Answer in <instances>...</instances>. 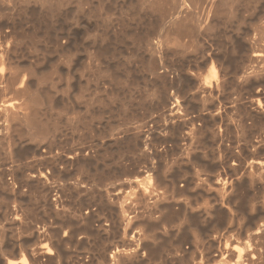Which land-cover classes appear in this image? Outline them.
<instances>
[{"label":"bare ground","instance_id":"1","mask_svg":"<svg viewBox=\"0 0 264 264\" xmlns=\"http://www.w3.org/2000/svg\"><path fill=\"white\" fill-rule=\"evenodd\" d=\"M86 1L87 0H76L74 4L76 9L80 12V15L82 16V18L88 17L87 15L88 13L91 14L93 12L99 11V8H100L99 5L98 6L88 5V7H86L84 5L88 3ZM261 1L263 3L262 6L264 7V0H136L135 5H138L139 7H141V9L144 8L146 9V11L148 10L151 13H153L155 15L154 22H156V24L160 25L163 28V31H162L163 35H162L161 41H159L158 44H155L153 42V39H152L153 37H150L151 34L149 33H148L149 35L148 34L146 36L144 35L145 37L139 34V36L144 37L142 39H140V37H137L138 35H136L135 37L139 39L140 42L143 43L142 44L138 41L139 48L141 45H145V47L148 49L146 50L149 51L150 56L149 57L147 56L148 58L146 57L145 60H143L145 61V65L147 68L146 70L150 71L152 74L153 73L156 74L155 76H157V78L160 81V84H158L159 87L157 89L155 88L154 93H156L155 95L157 97L158 103L160 104V107L162 108L161 117L163 119L162 118L161 119L165 121L167 120V122L162 123L164 125L163 129L168 126L174 129L175 132H178L184 127H187L188 129V132L186 135L187 140L189 138L193 145V142H195L196 140L199 141L200 135L210 130V129L208 130V128H210L208 126L210 122L215 121L217 123L216 120H219V122L224 121L223 117L225 116V114L227 115L228 109H226V106H218V105L216 106L210 103V106L207 104L209 107H204V104L207 103L208 98H210L215 92H219V90L222 87H224L227 83H230L231 80L232 81L234 80V84H235L234 86H236L238 89L237 91L235 87V90L237 91V92L235 91V93L238 94V92H241L242 90L241 88L244 89V86L248 85L249 82H251V85H252V82L254 80L256 82V79L264 78V60L261 59L264 53V24L263 26L261 25L263 36L261 35L262 32H260L261 33L260 37L262 40L260 39L261 42L257 41L259 44L255 42V44L257 43L256 44L258 47V48L256 47L257 49H254L255 46L254 47L252 46L253 43L251 42L253 41H251V39L253 37L251 36L252 37L251 39H247L245 37L246 38L245 43H247L246 45H249L251 47V50H248L249 54L247 55L246 53V55L248 56V59H247L248 62L254 63V61H257V59H259L261 61L263 60L262 63L261 61L259 62L261 65L262 64L263 65L262 66L256 65L257 64L256 62L254 63L255 65H251V67H249L251 69L250 71H246L245 69H243L239 71L240 74L238 72L233 73V76L231 75V77H229V74H228V68L231 62V59L228 57L229 54L227 55V49L229 47H226L225 43L224 45L219 44L220 42L218 43L219 45L216 44V46L214 47L210 43H205L206 45L202 43L200 44V41L202 38H204V36L211 37L214 34L218 36V34L222 32L223 33L222 35H224V38L226 40L228 39V41L229 40L231 41L232 43L231 47L235 48L237 44L235 45V43H233L235 41L234 39L235 37L233 34L234 30H231L229 28L231 31H228L229 29L228 30L226 29V25L228 24V22H235L236 24L243 22V19L245 18L244 17L245 12L249 11V9H251V7L254 6V4L256 5L254 7L259 6L258 4ZM70 2L71 0H0V10L4 12L6 11V13L7 11L8 12L16 11V12L24 13V14L29 13L32 17L36 18V15H37V17L39 18L38 14L45 13V16H51L58 9H60L63 6H66ZM252 17L254 16L252 15ZM147 18L149 20V17ZM70 19L73 20L74 18L73 19L70 18ZM76 19L73 20L74 22L71 21V23H73L74 26L69 25L70 32L71 30H73L74 27L77 28V25L80 24L79 22L80 16L79 18H76ZM259 20H260V17H259ZM37 21L38 22H36V20L34 21V25L32 26L33 31L31 30L32 32L29 34L31 38L37 35V32H39L38 28L40 27V24L42 23L43 20L39 18ZM120 23H122L121 24L122 28L126 27V23L124 22V20H121ZM249 24L251 25V22ZM10 25H8L7 23H2L0 20V83L4 82L8 84L9 86H11L13 89L15 88L14 91H16V94L17 95L21 94L22 97L24 98L23 99L21 98L23 101L20 100L22 102H19V103L15 100L13 101L10 99L0 101V114H2V116L4 115L5 118L7 117L8 119H10L11 121L8 119H5V120L7 122L8 121L11 122L12 124L11 125L8 123L9 125H6L7 124L6 122L5 124L6 126L4 127H7V126L8 127L4 129L6 130L7 134L3 138L7 140V143L13 142V140L15 139L14 134L16 133L15 129L19 128L20 132L21 131L24 132L26 134L25 135L23 133L24 136H28L29 141L31 142V144H33L31 145L32 147H31L30 152H32V155L35 154L36 158H34L35 161L33 165H31L30 168H28L27 170L21 171V173L15 177L14 181L11 178L13 182L12 181L10 182L5 179V176L9 172L13 171V167H11L12 164L10 165V167L0 168V264H91L90 262H87V263L85 262L89 260V258H86L89 255L86 256V254H88L92 248L96 250V253H97L96 255L98 256L100 261H102V263L104 262V264H125L124 262H126V260H129V259L131 261L132 259H134L135 264H149V262H152L153 260H157V259L163 261L162 254L166 252L167 249L164 243L163 244L162 243L156 244L157 242L155 243L157 229L160 228V230L163 229V231L166 230V228L168 227L172 229L171 226L175 224L177 226V224H180V223H182L183 225L184 223L187 224L189 228L188 230H190V233H191L190 234L191 244H189V246H185V243L187 241L186 235L182 237L180 236V238L179 239L177 238L178 240H176L175 242H172V243L170 242L171 244H167L168 246H170V250L167 252H170L173 254V258L170 261L171 264H199L198 262H202V261L198 260L200 258L196 259L195 256L197 253L201 255L200 252H202V246L204 247L205 245L207 246V248L205 249L208 250V254L211 260L209 262L211 264H264V95H263V92L256 91L254 96H249L247 100L245 101L243 100L244 102L241 101L242 100L241 98V100H239L241 102L236 104V106L234 105L236 108H238V110L242 111V117L239 120L237 119V124H234V126L236 125L235 127L236 131L237 133H239L238 135L240 136V139L242 138L243 145L238 148L237 147L235 148V146L234 148H232L229 145L228 146L225 145L223 147L224 151L222 150L221 151L224 152L223 153L224 157H221L222 158L221 159L220 156H218L219 157L218 158L219 160H217L218 163L215 164V162L213 161L215 165L213 168L210 169L211 174H215V170L217 171L218 168L221 169V171L218 170L219 173H216V175H204L205 172H202V175H204L202 177L200 175L201 173H200L199 166L193 167L195 165H193V162H190V160L187 159L188 157V154H187V157H185V155L182 157L183 158L185 157L190 162V164L192 163L193 166L191 167H193V171H192L193 174L191 173L192 174L191 180L185 181V182L183 181L184 182L183 185L180 184L177 177L172 174H171L172 177L169 180L165 181V177H166L165 172H166L167 164L154 165L151 163L149 168L147 169L148 171H145L143 173L145 175L141 174L139 179L137 178L138 177L137 176L135 177L137 179L128 181L126 183L127 187L124 185L125 188H128V189H125L127 191H122V189L115 191V190L107 188L106 184L102 180L104 172H99V171L98 172L96 171V173L94 174L93 179H95V181L92 179L94 181L93 186L88 187L85 185V189H84L80 186L79 182L76 179H74V177L72 178L70 177L69 180L70 179H73V180L72 182L67 181L69 184H67L68 188H66L65 187L66 183H64V180H63V183L62 182L59 183L60 180H62L67 175L69 177V175H71L70 171L73 172L76 170L77 171L85 170V168L89 167L90 162L92 161L91 159L92 158L94 159L95 155L90 152L91 149H89L90 153L83 151L82 146L79 148L78 147L73 148L72 150L69 149L70 151H58V150H54L51 144L46 145L45 143V145H43L40 143V141L41 142L44 141L42 139L45 137V135L48 134L49 131L52 133V130L55 128L54 124L50 123L51 120L49 122H46L45 120L41 119L40 117L41 115L40 116L38 115L39 107L43 105V103L45 104L48 101L49 94L45 89H43V87L41 88V85H40L44 81V76L42 74L41 75L38 74L39 76L37 77L35 75V72L33 73L34 69H32L33 67H30L31 66L30 63H28L29 64L28 66L26 65L27 67L24 66L25 68L19 69V71L17 72L14 71L15 69L12 66L13 64L12 57L14 56L16 44H18L19 41L18 42L16 41L18 35L15 32L16 31L15 27L13 26V24L12 26ZM42 25L44 26V24ZM22 28L24 27L22 26ZM120 28L121 27H119V29ZM69 31L66 33H69ZM19 32H21V30ZM61 33L62 34L60 35H63V32ZM124 33L127 34V30L124 29ZM235 35H237V32L235 33ZM68 36H67V39H68ZM187 37L190 38L189 39L190 42H194L193 44L194 45L196 44V46L200 48V50H206L205 55H202L200 57V61L198 60L197 62H200L202 65H206L207 63H209V66L207 68V72H205L204 75L201 76L200 79L196 78L197 75L193 76L195 74H193L192 72H189L190 74L187 72L188 74L186 75H190L191 78L189 82L185 81L186 83L184 85V88L182 90H179L180 94H179V91L169 94L168 87L173 85L174 81L175 82L180 81L181 78L183 77L181 76L182 74L176 75L178 71L177 72L174 71L175 74L171 73L175 75L174 77L170 74L169 69L173 70V67L170 65L171 61L170 62L168 61V58H169L168 54L170 51L169 46H172V45L173 47L174 45L178 46L176 48L171 49L174 53L184 52L185 48L187 47V43H189V42L186 43L184 41V38H187ZM67 42L65 40L62 41V43L58 42L59 48L64 49L68 45ZM138 42H135V43L137 44ZM189 44H188V47H189ZM172 51L170 52L173 53ZM144 54L146 56V53ZM144 54H142V57L144 56ZM154 55L156 57H154ZM32 61L33 60H31V62ZM181 73H183V71ZM34 75L36 77V79L34 77L35 81L37 80L36 81L37 83H34V84L36 85L39 84L40 88L38 87L37 89H35L34 87L33 89L35 90L32 91L30 85L34 81V80L32 81V77ZM191 82L197 83L198 85L196 87V90L193 93L192 92L190 93L188 89ZM227 86L229 85H226V87ZM84 90L86 91V89ZM81 91H82V88H81ZM113 94H114V91H113ZM241 94L239 93L237 96L240 97L239 95ZM147 97H148V94H147ZM193 98H197L200 104L203 105L204 107V108L202 107L203 109H200V111L195 112V114L188 113L189 109L187 106L188 105L187 103L191 99L193 100ZM76 99L77 98H75V100ZM100 99L101 98H99L98 100ZM99 105L101 104H98V106ZM2 116L0 115V117L3 119ZM44 117H46V115ZM224 124L229 126V124H226V123ZM139 126L131 128V130L126 129L120 132L118 131L119 136L117 135L115 137L114 136L115 134H113L114 138H112V135H111V138L109 139L110 140L112 139V141L114 140V144H116L118 151L125 150V149H131V148L133 150L138 149V151L142 152L146 158L150 159L153 154H151L152 152L150 153L146 151L147 150L146 142L142 140L145 134L148 133L149 129L147 130L146 128L144 129L143 127L144 125L141 126L143 128ZM110 127H109V130H111ZM254 127L263 132L262 134L258 133V135H260L259 137L257 136L258 138H260L258 140H256L257 137L256 138L254 137L255 140L252 137V135L254 134L253 132ZM0 128L2 129V126ZM226 128L227 130H229L228 127ZM174 130L172 131L174 132ZM223 130H226V129L223 128ZM11 131L15 133L13 134V132ZM210 131L212 133L211 136L213 135L214 137V139H212V142L213 140H216L219 142L222 139L221 137H219L222 133L220 132L221 130L219 131L218 129L217 131H215L212 128V130ZM218 131L220 133L219 136H218ZM230 131L231 130H229V132L228 131H224V132H228L229 134L231 133ZM17 134H19V131ZM103 138H105L104 135H103ZM2 139L0 138V140ZM198 141L196 142L199 143ZM202 141L203 140H201L200 143ZM53 143L57 144V142H53ZM101 143L103 144V142L102 141L100 142V146H101ZM105 143H107V141ZM202 151L200 150V152ZM221 151L219 150L220 155L222 153ZM99 153L100 152H98V154ZM190 154H189V158H190ZM211 154L213 155L214 153H211ZM203 155L204 157L209 156V155H205L204 153ZM114 156H116V154ZM193 156H196V155H193ZM213 160H216V157H213ZM198 163L196 165H198ZM209 165H212V164H209ZM202 171H205V169ZM73 173L74 175L76 174L75 172ZM57 180H59L58 181L59 185H57L56 183ZM159 185H165L166 191L164 193H161L158 191L157 188L159 187ZM80 188L83 189V191L87 194L89 198L87 199L88 202L87 201L86 202L85 201L73 202L70 200L67 201L64 198L65 197L64 193L66 191H69L71 189V191L78 193V190H80ZM186 191H191L190 200L183 201L181 203L178 200L174 199L175 196L184 194ZM67 193L68 192H66V195H68ZM164 199L171 200V201L167 203ZM160 200H164L167 204L165 203L166 205L162 207L164 208L163 211L160 212L158 216H154L155 211L161 207L159 205ZM95 201L98 202V205H97L98 208L96 209H94L91 205V203ZM125 201H128V202H126L125 204L124 203ZM136 201H143L144 205L146 204L147 206L148 204L151 205L152 203L151 207L150 208L147 207V210H146V212L147 211L149 212V214L147 212L148 219H145V220L142 219L143 213L138 212L134 208V202ZM246 201H247L248 209H249V212H247V214L249 213L250 215H252L251 221L249 220L250 224L247 222L249 225L247 226L244 225L245 227H242V229H236V233L234 232L235 233L234 237H230L226 235L225 242L222 244L221 238L218 237V235L216 234L212 235L210 230L211 231L215 230L216 232V229H218V226L223 221L227 223V222H231L232 220H234L236 217L235 216L236 212L238 214L239 208L243 206L242 204L246 203ZM176 203H179V206H180V207L178 206L179 208L175 207L178 205V204L176 205ZM51 218H55L57 220L60 219V221L59 222L56 221L58 222L57 224V223L52 222ZM207 218L209 220L211 219L210 229L207 228L208 226L204 227L202 225ZM238 218H241V217H238ZM4 223L14 225V228L16 230V236H14L15 238H11L9 240H7L9 237L7 239L5 238L7 234H5V232L3 231ZM137 224L138 226L139 225L142 226V230L137 232L136 234L133 233L132 235L131 233V235H129L133 226ZM230 232L228 234H230ZM232 235L234 234L231 233V236ZM113 241L119 244L117 245V243H113ZM112 243L115 245H112ZM211 248H214L215 250H211ZM204 252L206 251H203L202 253ZM204 256L206 255L204 254ZM206 258H209V257H206Z\"/></svg>","mask_w":264,"mask_h":264},{"label":"rangeland","instance_id":"2","mask_svg":"<svg viewBox=\"0 0 264 264\" xmlns=\"http://www.w3.org/2000/svg\"><path fill=\"white\" fill-rule=\"evenodd\" d=\"M129 1L128 0H101V1L100 0H91V1L87 0L86 1V2H88V3H86L87 5L84 4L86 7H88V5L89 6L90 5H94V6L99 5L100 8H99V11L93 12L91 14L88 13L87 14L88 17L82 18V16L80 15V12L76 9V7L74 5L76 0H71V2L69 4L61 7L56 12H54V14L51 16H45V13L38 14L39 18H41L43 21L40 24V27L38 28L39 32H37V35L33 38H31L29 34L33 31L32 26L34 25V21L36 20V22H38L37 20L39 18L37 17V15L35 18V17H32L29 13L24 14V13H19L16 11H15L16 13L14 11H12V12L9 11L10 13L7 11V13H6V11L4 12V11L0 10L1 22L7 23L8 25L11 24L10 26H12V24H13V26L15 27V30H16L15 32L18 35L17 36L18 40L16 39V41L17 42L19 41V42H18V44H16L14 56L12 57V60H13L12 66L15 69V70L14 69L13 70L15 72H17V71H19V69H23V68L27 67L29 65L28 63H30L31 64L30 67H33L32 68V69H34L33 73L35 72V75L37 77L41 74L44 76V81L40 85H41V88L43 87V89H45L48 92V94H49L48 95V101L49 102L47 101L45 104L43 103V105H41L39 107L38 115L39 116L41 115L40 116L41 119L45 120L46 122H49L51 120L50 123L54 124V127H55L54 129H56V130L51 129L52 133L49 131V133L46 134L45 137L42 139L44 141H42V142L40 141V143L43 145H45V143H46V145L51 144V146H53V149L58 150V151H70L73 148H76V147L79 148L82 146L83 151L89 152V149H91L90 152L95 155L94 159L93 158L91 159L92 161L90 162L89 167L85 168V170L73 171L76 173L75 175L72 171H70L71 175H69V177L67 175L62 180H60L59 183H61V182L63 183V180H64V183H66V186H65L66 188H68V186H67V184H69L68 182H72V180H73V179L69 180L70 177L71 178L74 177V179H76L79 182L80 186L84 189H85V185L88 187L93 186V183L95 181V179H93L94 174L96 173V171L97 172L99 171V172H104L105 177L103 175L102 180L106 184L107 188L115 190V191L120 190V189H122V191H127V190H125V189H128V188H125L126 183L130 180H133V179H137V178L139 179L141 174L145 175L143 173L145 171H148L147 169L149 168L151 163L154 165L167 164V168H166V172H165V175H166L165 181L169 180L172 177V175H174L177 177V179L179 180V183L182 185L185 181L191 180V178H192L191 175L193 174L192 173L193 167H196V166L197 167L199 166L200 173H201L200 175L202 177L204 175H216V173H219V171H221V169L218 168L219 171L215 170V174H211L210 169L213 168L214 165L218 163V161H217V160H219L218 156H220V158L224 157V155H223L224 152H222V151H224L223 147L225 145L226 146L229 145L232 148H234V146H235V148L236 147L238 148V147L243 145V142H242L243 140H242V138L240 139V136L238 135L239 133H237V131H236V128H235L236 125L234 126V124H237V119L239 120L242 117V111L238 110V108L235 107L236 104L240 103L241 101L244 102L245 100H247L249 98V96H254L256 91L263 92V95H264V78H258V79H256V82L254 80L252 82V85H251V82H249V84L246 86H244L245 85L244 84L243 85L244 89L241 88L242 89V90L240 89L241 92H238V94L242 93L241 95H239L240 97H238L237 96L238 94L235 93V91L236 90L238 91V89L236 86H234L235 85L234 80L233 81L231 80L233 85L231 84V82L227 83L226 85H229V86L226 87V85H225L224 87H222L223 89L221 88L219 90V92H215L210 98H208V101L206 100L207 103L205 101L206 104H204V107H209L210 103H212L216 106L217 105L218 106H226V109H228L227 115L225 114V116L223 117L224 121L219 122V120H216L217 123L214 121V122H210L208 125L210 127V128H208V130L209 129L212 130V128L215 131H217L218 129H219V131L221 130L220 132H222V133L219 136L220 133L218 131V136L222 138L221 140L223 142L221 140H220L221 142L220 141L218 142L216 140H213V142H212V139H214V137H213V135L211 136L212 133L209 130L210 132L206 131L205 133H203L204 135L202 134L199 136V141L196 140L199 143H197L195 141V142H193V145H192L191 140L189 138L187 140V136H186L187 132H188L187 127H184L185 129L184 128L181 129L180 130L181 133H180V131L175 132L174 129H172L171 127H168V126L163 129L164 125L162 123L167 122V120L166 121L162 120L163 119L161 117V113H162L161 109L162 108L160 107V104L158 103L157 97L155 95L156 93H154L155 88L157 89L159 87L158 84H160V81L157 78V76H155L156 74H154V73L152 74L150 71L146 70L147 68L145 65V61H143V60H145V58L147 56L148 57L150 56L149 51H147L148 49L145 47V45H141L139 48L138 44L140 41H139V39L135 38L136 35H138L137 37H140V39H142L149 33V34H151L150 37H153L152 38L153 42L155 44H158L159 41H161V38L163 35V33H162L163 28L160 25L156 24V22H154L155 21V15L153 13H151L148 10H147L148 11L147 12L146 9H144V8L141 9V7H139L138 5H135L136 0H129ZM260 3H261V5H260ZM256 4H258V3H256ZM258 5L261 7H259V6L254 7V6H256L254 4V6H252L251 9H249V11L245 12V14H244L245 18L243 19V22H240L238 24H236L235 22H228V24L226 25L227 30L229 28L231 30H234L233 34H234V37H235L234 39L236 42L234 41L233 43H235V45L237 44L236 45L237 47L234 45L235 48H232L231 47V45H232L231 41L230 40L228 41V39L226 40L224 38V35H222L223 34L222 32H220L221 35L217 33L218 36H216L215 34L212 35L211 37L210 36L209 37L204 36V38H202L203 40L201 39V41H200V44L202 43V44L206 45L205 43H210L213 45V47L216 46V44L217 45H219V44L224 45V43H225L226 47H229L227 49V55L229 54L228 57L231 59V62L229 64V68H228L229 77H231V75L233 76V73L238 72L240 74L239 71H241L243 69H245L246 71H250L251 69L249 67H251V65H255L254 63H256V62H257L256 65H261L259 63L261 60H259V59H257V61H254V63L248 62V60H247L248 56L247 55L249 54L248 50H251V47L249 45H246L247 43H245L246 38L251 39L253 37L251 39V41H253V42H251V43H253V45H252L253 47L255 46L254 49H257L258 48L256 45L258 43L257 41L261 42L260 41V39H261V37H260L261 33L260 32H262V26L264 24L263 23L264 22V15H263L264 14L263 13L264 7L262 6L263 5L262 1L259 2ZM260 8L263 10H261ZM131 9H132V11H131ZM252 9H254V10H252ZM92 14H94V15H92ZM252 15L254 17H252ZM79 16H80V20H79L80 24L77 25V28L74 27L73 30H71V32H70L69 31V29H70L69 25L74 26V24L71 23V21H73L76 18H79ZM258 16L260 17V20H259ZM147 17H149V20ZM70 18H72V19L74 18V19L71 20ZM256 18H258V19H256ZM121 20H124V22L126 23V27H123V28L125 30H127V34L124 33V29L122 28V25H121L122 23H120ZM250 22H251V25L249 24ZM45 23L47 26L45 25ZM151 23H153V24H151ZM42 24H44V26ZM118 24H119V26H118ZM22 26L24 28H22ZM25 27H26V29H25ZM43 27H45V28H43ZM119 27H121V28L119 29ZM151 27H152V29H151ZM39 29H41V30H39ZM112 29L113 30L115 29V30L113 31ZM230 29L228 31H231ZM259 29H260V31H259ZM18 30L19 31L21 30V32H19ZM42 31H44V32H42ZM59 31L63 32V35H60L62 33ZM68 31H69V33H66ZM244 31L247 35L244 33ZM236 32H237V35H235ZM139 34L142 36H144V35L145 36L142 37V36H139ZM23 35H24V37H23ZM219 35L221 36V38ZM261 35L263 36V32ZM44 36H46V37H44ZM67 36H68V39H67ZM189 39L190 38H188V37L184 38V41L186 43L187 42L190 43V44L187 43V47L185 48L184 52L174 53L171 49L176 48L178 46H176V45H174V47H173V45L169 46L170 47L169 50L173 52V53H171L169 51V54H168V56H169L168 61L169 62L171 61L170 65L173 67V70L169 69L170 74L171 73L175 74L174 71L175 72L178 71L176 73V75L182 74L181 76H183L180 81H176V82L174 81L173 85L168 87L169 88L168 89L169 94L178 92L179 90H182L184 88L185 83L187 81L189 82V80L191 78L190 75H186L189 72H192L193 74H195L193 76L197 75L198 77L196 76V78H199V79L201 78V76L204 75L205 72H207V68L209 66V63H207L208 65L207 64L202 65L200 62H197L198 60L200 61V57L202 55H205L206 50H200V48H198L196 46V44L194 45L193 44L194 42H190ZM257 39H259V40H257ZM64 40L66 42L68 41L67 42L68 45L64 49H61L58 46V42L62 43V41H64ZM135 42H138V43L136 44ZM255 42H257V43L255 44ZM140 43H142V42H140ZM188 44H189V47H188ZM33 45H34V47H33ZM59 49H60V51H59ZM144 53H146V56ZM246 53H247V55H246ZM142 54H144V56H143L144 58L142 57ZM155 55H154V57H156ZM259 58H260V56H259ZM242 59H244V60H242ZM261 59L264 60V53H263V56L261 57ZM31 60H33V61L31 62ZM262 61H261V63H262ZM197 63H199V64H197ZM90 64H91V66H90ZM173 64H174V66H173ZM89 67H91V68H89ZM181 67H182V69H181ZM174 68L177 70H175ZM180 69L183 71V73H181L182 71ZM97 72H99V73H97ZM107 72H109V73H107ZM100 74H102V75H100ZM173 74H171V75L174 77L175 75H173ZM228 74H227V76H228ZM35 75L32 77V81L33 80L34 81L30 85L32 91H34L38 87L40 88L39 84H37V85L34 84V83H37L36 82L37 80L35 81V79H36ZM34 77H35V79H34ZM230 79H232V78H230ZM257 80H258V82H257ZM152 84H154V85H152ZM197 86H198L197 83L191 82V84L188 88L189 92L193 93L196 90ZM34 87H35V89H33ZM235 87H236V90H235ZM81 88H82V91H81ZM84 89H86V91ZM141 89H143V90H141ZM14 90H15V88L13 89L11 86H9L8 84H6L4 82L0 83V101L10 99L13 101L14 100L17 101L18 103L22 102L23 101L22 99L24 97H22L21 94L17 95L16 91H14ZM111 90H112V92H111ZM151 90H152V92H151ZM113 91H114V94H113ZM110 92H111V94H110ZM149 93H150V95H149ZM147 94H148V97H147ZM179 94H180V91H179ZM53 96H54V98H53ZM107 96H109V97H107ZM75 98H77V99L75 100ZM99 98H101V99L98 100ZM127 98H129V99H127ZM238 98H240V99H238ZM241 98H242V100H241ZM95 99L97 102L95 101ZM102 99H104V100H102ZM107 99L109 100V102ZM20 100H22V101H20ZM110 100H111V102H110ZM239 100H241V101H239ZM51 101H53V102H51ZM87 103H88V105H87ZM138 103H139V105H138ZM98 104H101V105L98 106ZM143 104H144V106H143ZM187 104H188L187 106L189 109L188 113H191V114L192 113L195 114V112H198V111H200V109L204 108L203 105L200 104V102L198 101L197 98H193V100L191 99ZM229 106H231V107H229ZM135 107H136V109H135ZM49 112H51V113H49ZM118 114L120 117L118 116ZM0 115L2 116V114H0ZM45 115H46V117H44ZM95 116H97V117H95ZM2 117H3V119L0 117V127L2 126V129L0 128V130H1L0 131V138L1 139L3 137H5L7 134L5 129L8 126L7 127H4V126L11 124V122H9V121L7 122L5 120V119H8L7 117L5 118L4 115ZM47 119H48V121H47ZM8 120H10V119H8ZM72 121H73V123H72ZM6 122H7V124H6ZM76 122H77V124H76ZM78 122H80V123H78ZM81 122H83V123H81ZM223 122L226 124H229V126L225 125ZM90 124H91V126H90ZM70 125H72V126H70ZM142 125H144L143 126L144 129L145 128H146V130L149 129L148 133L145 134V136L142 138V140H144L146 142V149H147L146 151L150 152V153L152 152L151 154H153L150 159L146 158L142 152L138 151V149L133 150L131 148V149H125V150L118 151L116 144H114V140L112 141V139L111 140L109 139V138H111V135H112V138H114V136L116 137L119 134L118 131L120 132V131H123L126 129L131 130V128L138 127V126L141 127ZM113 126H114V128H113ZM219 126L221 127V129ZM230 126H231V128H230ZM109 127L111 130H109ZM143 127H141V128H143ZM156 127H158V128H156ZM222 127L226 130H223ZM226 127H228V129L231 130L230 131L231 133H229L230 135L228 134L229 130H227ZM118 128H120V129H118ZM17 130L19 131L20 135L17 134L18 133ZM172 130H174V132ZM13 131H11V132H13ZM224 131H228V132H224ZM15 132H13V134L15 133L14 134L15 139L13 140V142L15 144L13 142L7 143V140L5 138L0 140L1 141L0 142V168L1 167H10V165L12 164L11 167H13V171L9 172L10 174L8 173L5 176V179L10 181V182L12 180L14 181L15 177L18 176V174H20L21 171H25L28 168H30V166L33 165V163L35 161L34 158H36V155L33 154L35 156L34 157L32 155V152H30L31 147H32L31 145H33V144H31V142L29 141L28 136H24L25 133L22 131L20 132L19 128L15 129ZM253 132H254V134L252 133L254 135V136L252 135L253 138L254 137L256 138L257 136L259 137L260 135H258V133L259 134L263 133L261 130H258L255 127L253 129ZM255 132L257 133V135ZM113 134H115V135L113 136ZM103 135L105 138H103ZM234 135H236V136H234ZM225 136L227 139L225 138ZM200 137H201V139H200ZM258 137L256 138V140L260 139ZM18 138H19V140H18ZM228 138H229V140H228ZM255 138H254V140H255ZM108 139H109V141H108ZM201 140H203L201 142L202 144L200 143ZM231 140H233V141H231ZM240 140H241V142H240ZM101 141L103 142V144L101 143V146H100ZM106 141H107V143H105ZM53 142H57V144L53 143ZM196 145H198V146H196ZM217 145H219V146H217ZM69 147H71V148H69ZM188 147L190 150L188 149ZM218 147L221 149H219ZM198 149H199V151H198ZM1 150H3V151H1ZM128 150H130V151H128ZM200 150L201 151L203 150V151L200 152ZM219 150L220 151L222 150L221 155H220ZM184 151L187 153H185ZM98 152H100V153L98 154ZM104 152H105V154H104ZM190 152H191V154H190ZM203 153L205 155H209V156H207L208 158L204 157ZM211 153H214V154L212 155ZM4 154H6V155H4ZM115 154H116V156H114ZM187 154H188V157H187ZM189 154H190V158H189ZM192 154L196 155V156H193ZM179 155H181V156H179ZM184 155H185V157H187L188 160H190V162H193V165H195V166H193L192 163L190 164V162L185 157L183 158L182 156H184ZM213 157H216V160H213ZM200 158H201V160H200ZM194 161H196V162H194ZM198 161H199V163H198ZM213 161L215 162V164L213 163ZM197 163H198V165H196ZM202 163L203 164L206 163V164L203 165ZM209 164H212V165H209ZM169 165H171V166H169ZM191 166H193V167H191ZM201 169L202 170L205 169V171H202ZM206 171H208V172H206ZM202 172H205V174L203 173L204 175H202ZM176 174H178V175H176ZM135 177H137V178H135ZM11 178H12V180H11ZM180 180H181V182H180ZM58 181L59 180L56 181L57 185H59ZM88 187H86V188H88ZM157 189L161 193H164L166 191L165 185H159V187ZM66 192H68L67 193L68 195H66ZM66 192L64 193L65 194L64 198L67 201L70 200L73 202H75V201H85V202L87 201L88 202L87 199H89V198H88L87 194L81 188H80V190H78V193L71 191V189L69 191H66ZM190 195H191V191H186L184 194L175 196L174 199H176L182 203L183 201L190 200ZM69 196H71V197H69ZM164 200L167 203L169 201H171V200H166V199H164ZM164 200L159 201V205L161 207L155 211L154 216H158V214L163 211L164 208H162V207L167 204ZM126 202H128V201H125L124 203L126 204ZM91 205L94 209L98 208V206H97L98 202L97 201L92 202ZM151 205H152V203H151ZM151 205H149V204H148V206L146 204L144 205L143 201L134 202V208L138 212L143 213V216L142 215L141 216L143 217L142 219H144V220L148 219L149 212L147 211L148 212V214H147L146 210H147V207L150 208ZM176 205L177 206L174 205L176 208L180 207L179 203H176ZM242 205L243 206H241L238 210V214L236 212V214H235L236 217L234 220H232L233 222L231 221V222L226 223L225 221H223L220 224L221 226L219 225L218 229H216V232H215V230H213V231L210 230L212 235L216 234V235H218V237L221 238L222 244L225 242L226 235L230 236V237H234L235 233H236V229H242V227H245V226L250 224L252 215H250L249 213L247 214V212H249L247 201H246V203H243ZM244 205H245V207H244ZM145 206H146V208H145ZM149 208H148V210H149ZM143 210L145 213L143 212ZM242 212H243V214H242ZM239 214H241V215H239ZM101 215H102V213H101ZM238 217H241V218H238ZM237 218L239 221L237 220ZM51 220H52V222L57 223V224L60 221V219L57 220L55 218H51ZM244 220H245V222H244ZM56 221H58V222H56ZM206 223H208V224H206ZM241 223H243V224H241ZM202 225L204 227L208 226L207 228L210 229L211 219L209 220L207 218ZM3 226H4L3 231L5 232V234H7L5 236V238L7 239L9 237L7 240H9L11 238H15L14 236H16V230L14 228V225L4 223ZM139 226H138V224L133 226L129 235H131V233L133 235V233L136 234L137 232L141 231L142 226L141 225H139ZM135 228H136V230H135ZM171 228L172 229H170V227L166 228L167 231L164 230L165 233H164L163 229H161V230H160V228L157 229V235H156L155 243L156 242H157L156 244H158V243L163 244L164 243L166 245L167 250H166V252H164L165 254L164 253L162 254L163 261L157 259V260H153L152 262H149V264L150 263L151 264H171L170 261L173 258V254L170 252H167L170 250V246H168L167 244H171L172 242H175L176 240H178L180 238V236L182 237V236L186 235L188 242L186 241L185 246H189V244H191L190 243L191 242V238H190L191 233H190V230H188L189 228H188L186 223H184V225L182 223H180V224H177V226L175 224V225L171 226ZM177 228L179 230H181L182 232L179 231ZM183 228H185V229H183ZM161 231H162V233H161ZM229 232H230V234H228ZM231 233H233L234 235L231 236ZM222 238H224V239H222ZM113 243H117V242L113 241ZM113 243H112V245H115ZM118 244L119 243H117V245ZM205 248H207L206 245L204 247L202 246V252L203 251H206V252H204V253L200 252L201 255L199 253H197L198 256H197V254H196L197 257L195 256L196 259L200 258L198 260L202 261V262L197 261L199 264H209L210 263L209 261H211L210 256L208 254V250ZM211 250H215V249L211 248ZM96 254H97L96 250H94V248H92L89 251V253L86 254V256L89 255L88 257H86V258H89V260L87 259L88 261H86V262L84 261V262L85 263L90 262L91 264H104V262L102 263V261H100V259L98 258V256ZM204 254L206 256H204ZM91 255H93V256H91ZM202 257L206 260V262ZM206 257H209V258H206ZM124 263L125 264H135V260L132 259V261H131L129 259V260H126V262H124Z\"/></svg>","mask_w":264,"mask_h":264}]
</instances>
